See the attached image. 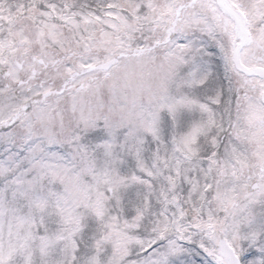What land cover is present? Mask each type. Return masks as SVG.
Listing matches in <instances>:
<instances>
[{"label":"snow or ice","instance_id":"6c2138e0","mask_svg":"<svg viewBox=\"0 0 264 264\" xmlns=\"http://www.w3.org/2000/svg\"><path fill=\"white\" fill-rule=\"evenodd\" d=\"M0 264H264V0H0Z\"/></svg>","mask_w":264,"mask_h":264}]
</instances>
